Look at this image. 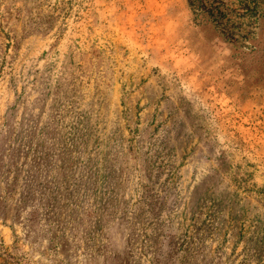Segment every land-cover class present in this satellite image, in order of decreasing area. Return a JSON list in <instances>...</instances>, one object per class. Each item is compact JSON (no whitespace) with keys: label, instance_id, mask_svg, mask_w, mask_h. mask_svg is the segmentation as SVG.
<instances>
[{"label":"rangeland","instance_id":"obj_1","mask_svg":"<svg viewBox=\"0 0 264 264\" xmlns=\"http://www.w3.org/2000/svg\"><path fill=\"white\" fill-rule=\"evenodd\" d=\"M0 264H264V0H0Z\"/></svg>","mask_w":264,"mask_h":264}]
</instances>
